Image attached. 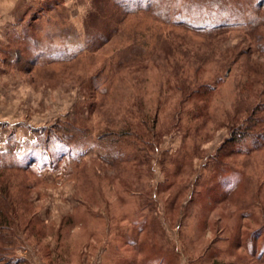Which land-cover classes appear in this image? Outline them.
Returning a JSON list of instances; mask_svg holds the SVG:
<instances>
[{
  "label": "rangeland",
  "instance_id": "obj_1",
  "mask_svg": "<svg viewBox=\"0 0 264 264\" xmlns=\"http://www.w3.org/2000/svg\"><path fill=\"white\" fill-rule=\"evenodd\" d=\"M10 163V264H264V0H0Z\"/></svg>",
  "mask_w": 264,
  "mask_h": 264
},
{
  "label": "trees",
  "instance_id": "obj_2",
  "mask_svg": "<svg viewBox=\"0 0 264 264\" xmlns=\"http://www.w3.org/2000/svg\"><path fill=\"white\" fill-rule=\"evenodd\" d=\"M140 4L144 5L143 3H140ZM150 8H151V3L144 6L145 10H148ZM166 22L169 23L168 20H166ZM227 24L228 23H226L224 21H219L215 28H218V29L223 28V26L225 27ZM118 136L120 137L121 135H118ZM240 137L236 140H240ZM9 157L13 158V155H10ZM32 157H33L32 162H34V164L37 163L39 165V161L37 159H35V158H37L35 151L33 152ZM50 162L51 161H49L48 163H50ZM42 164H43L42 166L47 165V163H42ZM18 167L21 168V170L26 171L27 167H29V166H25V169H24V168L20 167L19 165L10 163L9 165L3 166L0 169V173L2 171L7 170V169H11V170L18 169ZM8 196L9 195L7 193V187L5 185L0 184V243L4 242V243H6V245H11V243L14 241V239H13L14 235L10 233V231L12 229L10 224H11V221L13 220V219L11 220L13 206L11 205L12 203L10 202V200L8 201V199H7ZM3 263L4 264H10V261H5V259H3V257H0V264H3ZM18 263H20L19 260H17L15 262V264H18Z\"/></svg>",
  "mask_w": 264,
  "mask_h": 264
}]
</instances>
